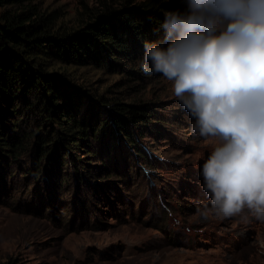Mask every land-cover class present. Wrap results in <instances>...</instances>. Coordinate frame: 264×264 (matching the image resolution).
<instances>
[{"label":"trees","instance_id":"1","mask_svg":"<svg viewBox=\"0 0 264 264\" xmlns=\"http://www.w3.org/2000/svg\"><path fill=\"white\" fill-rule=\"evenodd\" d=\"M39 1L0 0V195L16 174L36 183L32 194L40 183L61 193L71 180L92 188V199L100 186L127 190L136 165L152 166L143 139L167 125L161 101L130 100L152 77L140 70L143 45L160 39L168 11L185 5L79 0L70 21ZM8 205L36 211L33 200ZM0 264L21 262L9 256Z\"/></svg>","mask_w":264,"mask_h":264},{"label":"rangeland","instance_id":"2","mask_svg":"<svg viewBox=\"0 0 264 264\" xmlns=\"http://www.w3.org/2000/svg\"><path fill=\"white\" fill-rule=\"evenodd\" d=\"M78 1L39 3L73 21ZM143 85L130 100L161 101L167 123L154 139H143L152 149V166L136 165L127 190L100 186L95 199L92 188L75 187L72 180L61 193L50 195L40 183L32 194L36 183L26 186L18 174L10 176L1 184L0 262L14 256L21 264H264V222L200 218L198 208L209 202L201 166L215 141L193 135V118L162 74ZM20 200H33L36 211L9 208Z\"/></svg>","mask_w":264,"mask_h":264},{"label":"clouds","instance_id":"3","mask_svg":"<svg viewBox=\"0 0 264 264\" xmlns=\"http://www.w3.org/2000/svg\"><path fill=\"white\" fill-rule=\"evenodd\" d=\"M182 2L160 39L144 43L140 70L171 82L193 135L215 141L201 166L200 218L264 222V0Z\"/></svg>","mask_w":264,"mask_h":264}]
</instances>
